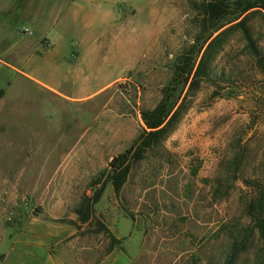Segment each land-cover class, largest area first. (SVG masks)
I'll return each instance as SVG.
<instances>
[{
	"label": "rangeland",
	"instance_id": "obj_1",
	"mask_svg": "<svg viewBox=\"0 0 264 264\" xmlns=\"http://www.w3.org/2000/svg\"><path fill=\"white\" fill-rule=\"evenodd\" d=\"M201 1L0 0V264L20 239L55 264H223L239 230L235 264L258 263L264 0L239 18L255 50L237 20L216 30ZM10 29L46 32L56 51L15 63L2 54ZM159 105L169 124L116 190L109 162Z\"/></svg>",
	"mask_w": 264,
	"mask_h": 264
},
{
	"label": "trees",
	"instance_id": "obj_2",
	"mask_svg": "<svg viewBox=\"0 0 264 264\" xmlns=\"http://www.w3.org/2000/svg\"><path fill=\"white\" fill-rule=\"evenodd\" d=\"M253 6L254 5L251 3H248V0H203L199 4V10L203 16L209 17V19L214 22L213 24L216 30L229 22L237 20L235 26L240 28L247 46L255 50L249 29L244 25V19H239L245 11ZM199 72H201L200 69L196 71L195 75H198ZM3 93L4 89L1 88L0 97ZM169 113L170 110H166L163 105L157 106L150 112H142L146 128L149 129L146 132V135H140L134 142L133 147L114 156L109 162L112 171L115 173L113 182L116 190L119 189L128 172V161L131 158H141L144 150L148 148L152 142L158 140L160 134L164 132L172 118V115L169 116ZM90 205L91 203H89L88 200L82 199L80 206L75 210L79 220L82 222H85L90 218ZM249 207V214L253 221V228L256 229L257 237L261 244L257 249V264H264V187L258 189L256 196L252 199ZM247 239L248 236L246 232L240 230L236 235L232 236L231 245L223 264H235L238 254L246 247Z\"/></svg>",
	"mask_w": 264,
	"mask_h": 264
},
{
	"label": "crops",
	"instance_id": "obj_3",
	"mask_svg": "<svg viewBox=\"0 0 264 264\" xmlns=\"http://www.w3.org/2000/svg\"><path fill=\"white\" fill-rule=\"evenodd\" d=\"M60 5H58V8ZM65 6H68L66 5V1L64 2V5L60 6L58 14L59 12L64 13L67 10V8H64ZM22 26L28 27L26 24L21 25V27ZM6 34H8L9 40L12 36L13 41L8 40V45L3 48L2 54H4L5 57L10 59L11 61H14L15 63L18 61L20 62V60L22 59H27V57L30 58V56L42 57L46 53L56 51V40H54V38H52L46 32L40 33L37 36H30L29 33L21 34L19 30L13 33L12 29H10ZM43 42H46L47 46H44ZM34 43L35 47L29 48L30 45ZM73 52L74 51L70 53V58L72 60H77L79 58V55L75 56ZM63 58H66V56H63ZM11 67L16 71H20L16 66L11 65ZM20 72L22 73V71ZM27 76L33 81L49 87V85L45 82L29 74ZM25 240L20 239L16 243H14L12 248L6 253L4 259L1 262L3 264H43L42 260H46L47 262L45 264H55L54 256H52L46 249H44L41 244L38 245L35 243H29ZM61 264L63 263L61 262Z\"/></svg>",
	"mask_w": 264,
	"mask_h": 264
}]
</instances>
